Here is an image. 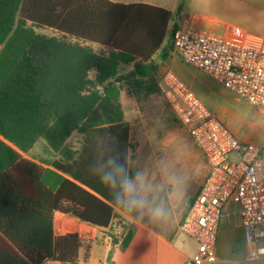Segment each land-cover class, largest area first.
<instances>
[{
  "label": "trees",
  "instance_id": "1",
  "mask_svg": "<svg viewBox=\"0 0 264 264\" xmlns=\"http://www.w3.org/2000/svg\"><path fill=\"white\" fill-rule=\"evenodd\" d=\"M171 20L169 11L145 4L0 0V264H78L80 239L55 236L54 214L104 229L123 209L114 200L119 187L100 183L115 165L133 176L117 71L133 63L134 94L151 85L148 60ZM74 133L84 138L75 151L66 147ZM39 139L61 159L44 165L24 158ZM131 236L123 237V248Z\"/></svg>",
  "mask_w": 264,
  "mask_h": 264
},
{
  "label": "crops",
  "instance_id": "2",
  "mask_svg": "<svg viewBox=\"0 0 264 264\" xmlns=\"http://www.w3.org/2000/svg\"><path fill=\"white\" fill-rule=\"evenodd\" d=\"M108 1L114 4L124 5H150L167 10L172 14V20L167 27V34L161 46L148 60L151 85L145 84L144 86L138 87L136 90L137 94H134L133 88L131 87L132 81L134 80L133 63L123 64L118 68L117 76L122 78L119 84L120 103L124 121L128 125L129 112L134 105H142L141 100L143 98H152L157 93L161 95L156 85V80L161 72V66H167L190 89L194 85H197L211 100L222 104L231 115L233 124H236V127L233 130L221 121L236 138L243 140L241 138V130L237 128V124L244 123L249 118L253 120L256 116L259 117V121H257L255 132H258V135L264 137V115L256 114L249 105L252 109V114L244 113L236 105L237 103L244 102L237 100L232 94L214 83L206 75L185 65L172 50L168 49V39L174 27L178 30H195L207 35L228 37L243 43H255L263 39L264 0ZM197 11L199 13H195ZM207 20L210 27L217 24L220 25V35H214L200 29L202 23H205ZM28 24L30 23L28 22ZM33 29L36 33L46 36L58 35L54 30L49 28L33 27ZM80 43L89 46L97 53L107 55L109 52L106 46L91 42ZM205 176L206 173L201 179H198L195 192L189 196L185 193L175 194L169 186H165L157 180L153 171V175L151 176L143 175L145 188L140 189V192L143 194L144 191H147L148 203L142 210L130 212L126 208L115 209L109 226L104 229L92 227L61 213H55L53 224L54 235H78L81 242V247L78 251V264H186V261L196 253L197 244L180 235L178 229L193 198L198 194ZM158 206H162L165 210V215L159 218L154 217L151 212V209ZM222 219L227 227L239 233V241L242 243L245 242L243 231L238 224L237 217L231 220L230 216L224 215L220 219L219 225ZM128 232L132 235L131 240L127 247L123 248L121 246L122 239ZM228 246L229 244H226L224 239L218 242L217 237L216 256L219 262L222 264H242L246 258L247 247L243 260L227 262L224 258L229 253ZM44 264L62 263L47 261Z\"/></svg>",
  "mask_w": 264,
  "mask_h": 264
},
{
  "label": "built area",
  "instance_id": "3",
  "mask_svg": "<svg viewBox=\"0 0 264 264\" xmlns=\"http://www.w3.org/2000/svg\"><path fill=\"white\" fill-rule=\"evenodd\" d=\"M172 51L185 65L264 115V38L243 43L177 29ZM156 85L206 168L178 229L197 244L186 264H222L216 244L224 215L237 217L243 231L247 254L242 264H264V145L236 138L172 70H161Z\"/></svg>",
  "mask_w": 264,
  "mask_h": 264
},
{
  "label": "rangeland",
  "instance_id": "4",
  "mask_svg": "<svg viewBox=\"0 0 264 264\" xmlns=\"http://www.w3.org/2000/svg\"><path fill=\"white\" fill-rule=\"evenodd\" d=\"M208 24L207 20L202 23L200 29L214 35L221 34L220 25L210 27ZM165 68L169 69L167 66H161V70ZM212 84L218 88L213 82ZM191 88L195 95L228 128L235 129L236 124H233L231 115L222 104L211 100L197 85ZM141 104L134 105L129 112V141L133 146L128 161L130 172L133 176L137 172L151 176L154 171L157 180L165 186H169L175 194L192 195L195 192L198 179H201L206 173L198 150L159 93L152 98H143ZM236 105L244 113L252 114V109L247 104L237 103ZM257 121H259L258 116L253 120L249 118L248 121L237 124V128H240L241 138L244 141L264 144V137L255 132ZM83 141L84 138L81 134L74 133L67 140L66 147L69 150H78ZM22 155L32 162L44 165L53 159H61V153L53 151L44 139H39L27 153ZM177 179L179 180L178 184L175 183ZM230 218L231 220L235 219L231 215ZM238 236L239 233L227 227L222 219L219 225L218 242L224 239L225 243L229 244V253L224 258L227 262H238L245 257L246 245L245 242L239 241Z\"/></svg>",
  "mask_w": 264,
  "mask_h": 264
},
{
  "label": "clouds",
  "instance_id": "5",
  "mask_svg": "<svg viewBox=\"0 0 264 264\" xmlns=\"http://www.w3.org/2000/svg\"><path fill=\"white\" fill-rule=\"evenodd\" d=\"M100 183L109 191L118 186L120 191L116 193L114 200L130 212L142 210L148 203L147 191H144L143 194L140 192V189L145 188L144 177L140 172H137L135 176H130L123 165H115L114 172H107L100 177ZM175 183L178 184L179 180L177 179ZM151 212L157 218L165 215L162 206L151 209Z\"/></svg>",
  "mask_w": 264,
  "mask_h": 264
}]
</instances>
